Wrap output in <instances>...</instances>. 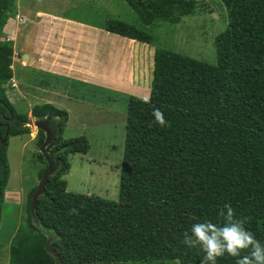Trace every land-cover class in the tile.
<instances>
[{"label": "trees", "instance_id": "1", "mask_svg": "<svg viewBox=\"0 0 264 264\" xmlns=\"http://www.w3.org/2000/svg\"><path fill=\"white\" fill-rule=\"evenodd\" d=\"M121 1L141 27L177 24L197 6L207 11L203 1ZM219 1L227 9V27L214 40L216 65L156 46L137 26L106 22V32L154 48L151 103L127 100L118 201L67 191L68 157L86 155L89 143L64 138L65 110L31 108V118L56 129L46 152L59 167L34 216L36 188L27 194L26 219L10 242L11 264H201L204 253L184 246L183 233L197 221L221 223L225 204L236 217L248 218L245 227L264 244V0ZM14 3L0 0V38ZM12 56L13 46L0 40V216L9 180L8 138L30 134L27 113H16L6 95ZM154 108L167 126L153 122ZM44 140L38 130V145ZM236 259L225 254L216 264Z\"/></svg>", "mask_w": 264, "mask_h": 264}, {"label": "rangeland", "instance_id": "2", "mask_svg": "<svg viewBox=\"0 0 264 264\" xmlns=\"http://www.w3.org/2000/svg\"><path fill=\"white\" fill-rule=\"evenodd\" d=\"M193 1L197 5L203 1L207 5V11H201L197 6L192 15L182 18L177 24L159 22L150 27H141L135 13L121 0H15L14 16L9 18L6 23L14 21L15 26L12 29L7 28L4 30L3 28L0 40L2 43L13 46L17 54H19L18 59L14 61L16 68L24 52L32 54V58L38 64V51L41 49L38 47H41V44L38 45V41L37 43L33 42L32 37L25 41L20 39L23 37L22 29H26L25 26L40 22L39 18L43 15H39L38 12L56 16L57 24L63 25V20H70L82 25L85 24L86 27L96 28L103 34V39H99H102L100 43V46L102 44L101 52L99 53H96V49H92L98 43L93 42L94 39L92 40L91 37H84L82 42L81 39H76L75 36V38L68 39L67 44L63 43L64 40L61 39L63 35L58 29V25H56L54 32L55 38H52L51 41L49 40L50 37L42 39L46 46L50 41V44L63 45L62 49L65 45L73 49L78 40L84 46L82 50L90 47L87 57H83V70L67 68L82 74V77L85 76L83 78L75 77L84 80L86 85H81L75 77L73 79L66 77L65 79L64 76L57 75L58 77H56L51 74L41 73L35 69L36 65L32 63L27 65V69H16L14 72L15 75L22 77L24 82L33 83L36 86L35 88L44 89L43 87L52 85L66 92L68 96L86 99L91 105L90 108L99 105L109 110L108 112L101 110L99 113L94 112L92 109L73 108L74 115L68 113L70 125L66 127V132L63 134L64 138L85 137L89 143V151L86 155L76 154L68 157L70 169L67 175L64 176L67 191L81 195H94L111 201H118L119 198L120 165L122 162L127 109L126 94H122V92L125 91L126 87L124 85L118 86L115 83L112 89L111 83L105 82L103 85L101 84L103 81L97 83L96 80L102 79L100 74L103 68V78L110 82H115L118 69L123 68V70L128 71L134 64L137 68L138 59L142 54H140L139 50L134 60V57L132 58L128 53L132 47L126 46L123 54L119 56L117 54L118 49L113 42L116 35L106 33L104 30L106 22L108 20H119L137 26L152 38L156 46L180 52L209 65H216L214 40L227 27V9L219 0ZM43 18L47 17L43 16ZM71 31L77 33L80 29L74 27L71 28ZM54 39L56 43H53ZM80 44L79 47L81 46ZM116 45L119 46L118 44ZM85 53L86 51L78 55H86ZM61 57L63 59L65 55ZM80 58L74 56L73 59L72 56L64 58L67 61H64V65L67 66L69 64L68 61H70L69 65H76L75 60L80 61ZM101 58H103V61ZM84 62H87V64H84ZM98 65L101 71L97 74ZM144 75L145 73H143ZM137 81L141 83V86H147V88L150 86V76L142 77L139 75ZM9 86L11 89L14 88L11 84ZM6 88L8 89V87ZM31 89V87H26V91L31 97V100H28L27 97L24 99L28 100L27 102L21 99L16 100L11 94L6 93L16 113H27L28 116V105H31L36 98L32 97L34 94ZM36 94L45 96L39 90L36 91ZM38 103L36 104L39 105ZM100 107H95V109ZM112 111H114V114ZM29 120L28 128L30 129V134L28 136L8 138L6 157L9 180L4 193V205L0 216V264H11L10 242L16 236L18 227L26 219L25 203L27 194L33 188H37L40 181L38 178L39 172L42 169H46L45 163L40 161L42 152L37 142L38 129L34 125L35 119ZM80 124L84 125L86 133L81 132L79 134L78 131L83 129ZM51 130L54 129L51 128ZM154 264L178 263L176 261H165Z\"/></svg>", "mask_w": 264, "mask_h": 264}, {"label": "crops", "instance_id": "3", "mask_svg": "<svg viewBox=\"0 0 264 264\" xmlns=\"http://www.w3.org/2000/svg\"><path fill=\"white\" fill-rule=\"evenodd\" d=\"M38 13H39V15H43L44 17L46 16L47 18H43V16H41V18H39L40 22H36L37 24L34 23V24H31V26L29 24V25H27V26H29L28 28H27V26H25L26 29H22V31H23L22 36L23 37L20 38V39L25 41L26 39L32 37L33 42L37 43V41H38V45L41 44V47H38V48H41L40 51H38V56H39V58L37 60L38 64L36 63V60H34L32 58V54L24 52L21 55V59L19 60L20 62L16 68V66H14L15 65L14 61L18 59L19 54H17V52L13 48V52H15L17 54L16 57H14L12 59V66H13L12 81L14 82L15 87L11 89V87L9 85H6V87H8L7 94L8 93L11 94L16 100H18V99L24 100V99H26V97L28 98V100H31V97H29L30 95H28V93L26 91V87L32 88L31 92L34 94L32 97H36V98H35V101L31 105L30 104L28 105L29 109L27 112H28L29 119H32L31 115H30V110L34 105H37L36 104L37 102H39L38 103L39 105L51 104L58 109L65 110L69 114L70 113L73 114V108L92 109L94 112L96 111L99 113L101 110L102 111L106 110V109L100 107L99 105L98 106L95 105V107H100V108H96V109H95V107L90 108L91 105H90L89 101H87L86 99L68 96L66 94V92L61 91V89H58L57 87L52 86V85L49 87L41 86L47 90H44L42 88H40V89L35 88L36 86H34L33 83L24 82L22 77L15 75L14 72L16 71V69L17 70L27 69V65H30V63H32V64L36 65V68L35 67L34 68L36 70H38L39 72L51 74V75L56 76V77L64 76L65 79H66V77H68L69 79H73V77H75V76H78L79 78L85 77V76L82 77V74H78L77 72H75V70L71 71V70H68L67 68L70 67V68H74V69L76 68V70H83V66H82L83 65V57L84 56L87 57V54L89 53L88 49L90 47L89 48L86 47V48H84V50H82L84 46L82 45L80 40L77 41V44L73 49H71L70 47H68L66 45H65L66 47L64 46V48L62 49L61 47L63 45L58 46L57 44L56 45L50 44L51 43L50 41L52 40V38H55L54 32L56 30V25H58L57 27L61 31L60 33H62V35H63V36H61V39L64 40L63 43L67 44V40L72 39V37L75 38V36H76V39H81L82 42H83L84 37H88V38L91 37L92 40L94 39L93 42L95 41V43H98V44H96V47L92 48V49H96L95 50L96 53L101 52L102 44L100 46V43L102 42L103 34L100 33V31L96 30V28H91V26L86 27L85 24L82 25V24H79V23H76V22H73L70 20L69 21L63 20V25L65 26V29H64V26L62 24L56 23V20H57L56 16H52L49 13L48 14H45L42 12H38ZM36 15H37V11H36ZM36 18H38V17L36 16ZM13 26H15L14 21H10L8 24L5 25L4 30H6L7 28L12 29ZM74 27L80 29V31L77 33H74L73 31H71V28H74ZM106 33H108V32H106ZM109 34H111V33H109ZM47 37H50V39H49L50 41L46 46L45 43H43L42 41L44 39H46ZM100 38H102V39L99 40ZM115 39H118V40H115ZM87 40H89V39H87ZM113 42H114V46L118 49L117 54H119V56H120V54H123L124 47H126V46L132 47V49H129L128 53L131 55L132 58L134 57V60H135V57L138 54L139 50H140V52H141L140 54H142V56L138 59L137 68H136L135 64L128 71L123 70V68H119L118 71L116 72V81L115 82H110L109 80H106L103 78V68H102V72L100 74L102 79L96 80L97 83L102 82V81L103 82L101 84H103V85L105 84V82L111 83L112 89H113V86L115 83H117L118 86L124 85L126 87V89L124 92H122V94H126V102H127L129 97L137 96L135 98L141 99V97H143L144 95H149L150 86L148 88H147V86H143V85L141 86L140 85L141 83H139L137 81V79H138L139 75H141L142 77H144V76L149 77L150 76V84H151L152 71H153L154 48L148 44L136 42L134 40H130V39H126V38H122V37H119L117 35H116V38H114ZM53 43H56L55 39H54ZM79 44L81 45L80 47H79ZM116 44H118L119 46H117ZM86 45H88V44H86ZM73 50H75V52H73ZM68 51H69V53H67ZM85 51H86V53H85L86 55H78V54H81L82 52H85ZM70 52L72 53V55ZM65 53L70 54V55H67ZM103 53H104V50H103ZM62 55H65L64 58H68L69 56H72V59H73V56L78 57V58L81 57V58L79 59L80 61L75 60L76 65H69L70 61H68L69 64L66 66V65H64V63L67 61L64 60V58L62 59V57H61ZM101 60L103 61V58H101ZM98 62H99V60H98ZM79 63H80V65H79ZM85 63L87 64V62H84V64ZM102 63L104 64V62H102ZM37 65H38V67H37ZM136 69H137V71H136ZM99 71H101V69H100V66L98 65V68L96 69V73L98 74ZM143 73H145L144 76H143ZM76 79L78 80V82L81 85H86L84 80H81L78 78H76ZM122 80H123V82H121ZM38 90H39V92H42L45 96L37 95L36 91H38ZM24 101L27 102L26 100H24ZM106 111L108 112L109 110H106ZM112 113L114 114V111H112ZM68 121H69V117H68ZM67 123H68V125H66V127L67 126L69 127L70 124H69V122H67ZM80 126L83 129L78 131L79 134L81 132L86 133V129H85L84 125L80 124ZM65 132H66V128H65L64 133Z\"/></svg>", "mask_w": 264, "mask_h": 264}, {"label": "clouds", "instance_id": "4", "mask_svg": "<svg viewBox=\"0 0 264 264\" xmlns=\"http://www.w3.org/2000/svg\"><path fill=\"white\" fill-rule=\"evenodd\" d=\"M12 79L9 84L12 85ZM143 103H151V96L141 97ZM154 123L160 127L167 126L164 113L154 108L152 110ZM36 120V119H35ZM29 127V124L26 125ZM221 223L212 220H202L191 224L183 233L182 244L187 248H199L204 253L201 264H216L217 258L227 254L235 257L236 264H264V244L256 239L245 224L247 217H236L233 208L225 204L220 212ZM248 250L246 255L242 252Z\"/></svg>", "mask_w": 264, "mask_h": 264}, {"label": "water", "instance_id": "5", "mask_svg": "<svg viewBox=\"0 0 264 264\" xmlns=\"http://www.w3.org/2000/svg\"><path fill=\"white\" fill-rule=\"evenodd\" d=\"M34 125L38 130H41L45 134V140L43 144L40 146V151L42 152V156L44 161L47 163V167L44 170L41 179L39 181V184L35 190V192L32 195L31 199V205H30V210L31 213L34 216V209L36 205V201L39 196L44 194L45 187L48 183V178L52 176L58 169L59 165L58 163L54 160L53 156L48 154L46 152V147L51 143L53 140L55 134H56V129L51 130L50 127H48V120H35Z\"/></svg>", "mask_w": 264, "mask_h": 264}, {"label": "built area", "instance_id": "6", "mask_svg": "<svg viewBox=\"0 0 264 264\" xmlns=\"http://www.w3.org/2000/svg\"><path fill=\"white\" fill-rule=\"evenodd\" d=\"M16 55H17V54L13 52L12 59H13L14 57H16ZM10 69H11V70L13 69V66H12V65L10 66ZM11 82H12V86L15 87L14 82H13V81H11Z\"/></svg>", "mask_w": 264, "mask_h": 264}, {"label": "flooded vegetation", "instance_id": "7", "mask_svg": "<svg viewBox=\"0 0 264 264\" xmlns=\"http://www.w3.org/2000/svg\"><path fill=\"white\" fill-rule=\"evenodd\" d=\"M49 127V126H48Z\"/></svg>", "mask_w": 264, "mask_h": 264}]
</instances>
